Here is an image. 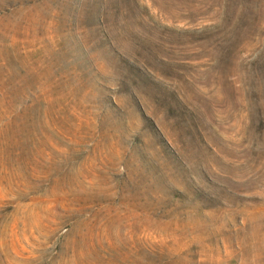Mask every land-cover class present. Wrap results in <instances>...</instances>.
<instances>
[{
  "label": "rangeland",
  "instance_id": "374dc122",
  "mask_svg": "<svg viewBox=\"0 0 264 264\" xmlns=\"http://www.w3.org/2000/svg\"><path fill=\"white\" fill-rule=\"evenodd\" d=\"M0 264H264V0H0Z\"/></svg>",
  "mask_w": 264,
  "mask_h": 264
}]
</instances>
